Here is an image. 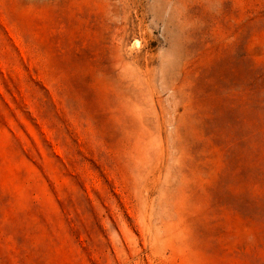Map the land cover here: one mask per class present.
<instances>
[{"label":"rangeland","instance_id":"obj_1","mask_svg":"<svg viewBox=\"0 0 264 264\" xmlns=\"http://www.w3.org/2000/svg\"><path fill=\"white\" fill-rule=\"evenodd\" d=\"M0 264H264V0H0Z\"/></svg>","mask_w":264,"mask_h":264}]
</instances>
